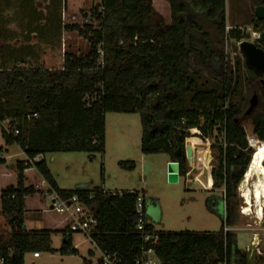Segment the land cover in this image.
Here are the masks:
<instances>
[{
  "label": "trees",
  "instance_id": "1",
  "mask_svg": "<svg viewBox=\"0 0 264 264\" xmlns=\"http://www.w3.org/2000/svg\"><path fill=\"white\" fill-rule=\"evenodd\" d=\"M166 1L171 8L170 25L150 0H101L89 11L98 28L92 22L66 27L90 43L88 54L66 53L59 69L0 70V125L5 142L0 156L17 145L26 157L11 172H0L2 178L10 177L8 173L13 178L11 184H0L1 211L12 231L9 241L0 237V243L4 253L9 248L14 251L15 264H24L29 253L78 255L68 215L48 207L46 213L61 218L60 228L25 229L28 199L39 196L40 207L45 200L44 191L37 188L42 180L65 198L78 196L93 211L97 227L91 238L99 250L117 254L121 264L134 263L142 246L135 215L139 192L111 196L99 187L62 190L45 160L33 166L28 163L55 153H86L91 159L104 154L108 113L139 114L142 153L167 155L169 163L179 165L180 178L189 173L188 139H214L219 159L210 172L212 188L221 192L225 226L234 227L237 189L254 151L241 123L250 101L233 102L242 81L241 62L233 67L218 47L227 30L226 0ZM259 6L264 7V0ZM256 25L264 31V21L257 19ZM227 36L237 42L244 38L238 29ZM257 80L250 74L246 84L250 87ZM250 117L253 136L264 143V108L257 107ZM6 122L9 129L3 127ZM119 165L128 171L136 169L134 162ZM30 173L41 182L28 181ZM225 226L218 233L157 231L153 224L147 230L153 233V248L162 264H216L226 258L247 264L236 234H225ZM57 232L65 241L54 250L51 235Z\"/></svg>",
  "mask_w": 264,
  "mask_h": 264
},
{
  "label": "rangeland",
  "instance_id": "2",
  "mask_svg": "<svg viewBox=\"0 0 264 264\" xmlns=\"http://www.w3.org/2000/svg\"><path fill=\"white\" fill-rule=\"evenodd\" d=\"M100 2L101 0H68V6H63L66 10H63L64 13L61 16L60 33H64V35L66 33L63 39L66 53L85 56L90 52V43L77 32L68 35L66 27L71 22L79 25L92 22L94 27L98 28V24L89 17V11ZM259 4L260 0H226L227 30L222 42L219 40L218 47L223 50L226 61L230 65L235 67L238 60L242 65L239 73L242 81L234 92L233 102L236 103L241 99L250 101L256 94L257 107L264 108V85L261 84L259 78L250 87L246 84L250 74L245 67V59L239 47L240 42L227 36L231 30L238 29L244 36L241 42L254 43L264 48L259 38L254 37V34L260 36L263 27L256 25L255 9ZM160 5L158 4V6ZM11 6L14 7L12 4ZM72 17H76V20H72ZM205 29L211 33L213 31L210 26H206ZM15 56L17 57V55ZM63 62L64 53H62V62L59 61V64L63 65ZM22 64L24 63L19 62L12 65L15 67ZM59 64L55 65L48 56V67L59 69ZM241 123L246 130L247 140L256 138L253 136L251 117L244 116ZM3 127L9 129L8 122L4 123ZM1 132L0 125V149L5 147ZM141 140L142 125L139 114L108 113L106 115L104 154H96L95 158L91 159L90 155L86 153H55L45 155V161L62 190H77L79 186H85L88 190L99 187L106 191L119 193L139 192L146 203L149 200L156 201L159 208L158 219L156 221L149 220L157 231L220 232L225 226V205L221 201V192L213 191V183L210 178L211 169L218 165L219 159L215 140L202 141L193 137L188 139L189 173L187 177L179 178V182L176 184L169 183L168 176L171 171L169 165L171 164L175 171H179V165L169 163V158L165 154L144 155L141 151ZM252 150L255 152L253 148ZM2 156L6 159V164L0 162V172L6 170L11 172L18 161L25 159L17 145L11 146L9 151L4 152ZM121 162H134L136 169L134 171L122 169L119 165ZM8 174L10 177H0V184L12 183L11 173ZM192 174L194 179L191 178ZM29 180L31 183H35V180L41 182L40 177L35 173L33 175L30 173ZM237 194L238 197L234 204L236 221L234 227L230 228V233L236 234L238 249L247 256V264H264V220L258 223L253 217L242 216L241 209L244 204L240 198L239 189H237ZM38 201L39 196H33L27 201L26 229L35 231L36 229L60 228L57 226H61V224L57 225V223L61 221V218L44 211L49 207V202L43 199L42 208ZM36 209H41L42 212ZM148 217L151 218L149 214ZM11 232L5 216L0 211V237L9 241ZM63 240L61 233L52 234V248L59 250ZM72 244L78 251V255L29 253L24 258V264H85V261L94 262L99 258L98 251L85 236L72 234ZM90 252L93 253V256L90 255Z\"/></svg>",
  "mask_w": 264,
  "mask_h": 264
},
{
  "label": "crops",
  "instance_id": "3",
  "mask_svg": "<svg viewBox=\"0 0 264 264\" xmlns=\"http://www.w3.org/2000/svg\"><path fill=\"white\" fill-rule=\"evenodd\" d=\"M150 1L154 9L162 15L166 24L170 25L172 17L168 2L166 0ZM158 4L161 5L158 6ZM64 5L68 6V0H0V70H10L19 66L52 70L51 66H47L48 56L55 65L59 64V61L62 62V53L66 54L63 43L66 33L65 35L60 33L61 16L64 13L63 10H66ZM72 25L74 24L71 22L68 26ZM67 34L73 35L74 32L67 31ZM19 62L24 64L15 67L12 65ZM57 66L55 68H58ZM61 67L62 64H59V68ZM22 154L24 155L23 152ZM35 231H40V229ZM63 238L64 243L65 237ZM90 255L93 256V253L90 252Z\"/></svg>",
  "mask_w": 264,
  "mask_h": 264
},
{
  "label": "built area",
  "instance_id": "4",
  "mask_svg": "<svg viewBox=\"0 0 264 264\" xmlns=\"http://www.w3.org/2000/svg\"><path fill=\"white\" fill-rule=\"evenodd\" d=\"M88 15L86 16V18ZM72 20H76V17H72ZM254 37L259 38V35L254 34ZM241 43V42H240ZM100 64L103 63V54L101 49L98 51ZM258 141L257 138L248 139V144L250 147H254V142ZM0 160H5L3 156H0ZM45 160L44 155H39L33 160H27L32 166L35 163H39ZM38 189L44 191L45 199L49 202V208L58 213L68 215L72 220V225L70 227V233L81 234L87 238L91 245L99 253V258L91 262L90 264H121V259L117 254L110 252H103L97 248L94 241L91 238L92 231L97 227V219L95 218L93 211L85 206L78 196L63 197L58 192H56L46 181L42 182L37 186ZM208 189V188H207ZM209 190V189H208ZM111 196L122 195V193L117 192H107ZM147 203L144 197L139 193L136 198V230L142 238V246L138 250L136 258L133 264H162V261L156 256L155 250L153 248V233L148 232L147 226L152 224L148 217ZM231 230L229 227L225 226L224 233L227 234ZM250 252V250H249ZM15 253L12 249H8L7 253H4L3 245L0 243V264H15ZM216 264H235L234 260L229 261L226 258L223 261H219Z\"/></svg>",
  "mask_w": 264,
  "mask_h": 264
},
{
  "label": "bare ground",
  "instance_id": "5",
  "mask_svg": "<svg viewBox=\"0 0 264 264\" xmlns=\"http://www.w3.org/2000/svg\"><path fill=\"white\" fill-rule=\"evenodd\" d=\"M254 145L255 152L238 189L244 204L241 215L261 223L264 220V143L256 141Z\"/></svg>",
  "mask_w": 264,
  "mask_h": 264
},
{
  "label": "water",
  "instance_id": "6",
  "mask_svg": "<svg viewBox=\"0 0 264 264\" xmlns=\"http://www.w3.org/2000/svg\"><path fill=\"white\" fill-rule=\"evenodd\" d=\"M255 15L258 20L264 21V7L263 6L256 7ZM259 40L261 42H264V31L260 34ZM239 47L245 59V65L248 72L251 75L255 76L256 78H259L262 75H264V50L258 48L254 43H250L246 41L241 42ZM261 84L264 85L263 80H261ZM256 108H257V96L256 94H254L252 99L250 100L249 109L246 111L244 116H251ZM169 166L171 167V171H169V176H168L169 183L176 184L179 182V178H180L179 171L173 170L171 164ZM84 189H86L85 186H79L77 190H84ZM147 211L153 221H156L158 219L159 208L156 201L149 200L147 202Z\"/></svg>",
  "mask_w": 264,
  "mask_h": 264
},
{
  "label": "clouds",
  "instance_id": "7",
  "mask_svg": "<svg viewBox=\"0 0 264 264\" xmlns=\"http://www.w3.org/2000/svg\"><path fill=\"white\" fill-rule=\"evenodd\" d=\"M259 142V141H258ZM261 143V142H260ZM251 148H253L254 150H255V146L254 147H251Z\"/></svg>",
  "mask_w": 264,
  "mask_h": 264
},
{
  "label": "flooded vegetation",
  "instance_id": "8",
  "mask_svg": "<svg viewBox=\"0 0 264 264\" xmlns=\"http://www.w3.org/2000/svg\"><path fill=\"white\" fill-rule=\"evenodd\" d=\"M260 78V77H259ZM261 80V79H260Z\"/></svg>",
  "mask_w": 264,
  "mask_h": 264
}]
</instances>
